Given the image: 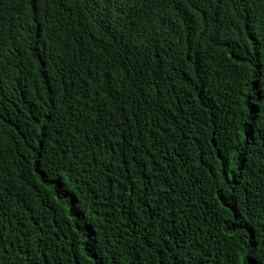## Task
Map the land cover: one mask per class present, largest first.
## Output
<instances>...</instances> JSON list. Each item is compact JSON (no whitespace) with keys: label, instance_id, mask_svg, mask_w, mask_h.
I'll use <instances>...</instances> for the list:
<instances>
[{"label":"trees","instance_id":"1","mask_svg":"<svg viewBox=\"0 0 264 264\" xmlns=\"http://www.w3.org/2000/svg\"><path fill=\"white\" fill-rule=\"evenodd\" d=\"M0 264H264V0H0Z\"/></svg>","mask_w":264,"mask_h":264}]
</instances>
